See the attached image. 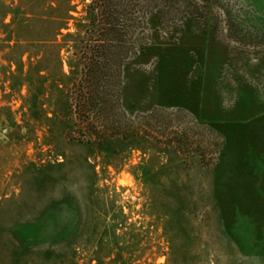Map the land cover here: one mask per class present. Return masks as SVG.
<instances>
[{
  "label": "rangeland",
  "instance_id": "obj_1",
  "mask_svg": "<svg viewBox=\"0 0 264 264\" xmlns=\"http://www.w3.org/2000/svg\"><path fill=\"white\" fill-rule=\"evenodd\" d=\"M94 1L0 0V261L264 264V0H111L103 37ZM78 35L111 80L69 76Z\"/></svg>",
  "mask_w": 264,
  "mask_h": 264
},
{
  "label": "trees",
  "instance_id": "obj_2",
  "mask_svg": "<svg viewBox=\"0 0 264 264\" xmlns=\"http://www.w3.org/2000/svg\"><path fill=\"white\" fill-rule=\"evenodd\" d=\"M111 3H112L111 0H95L93 2V5L91 6V10H90L91 12L89 13V16H88L90 23L88 26H86V29H85L86 32H88L90 34L95 33V35H96L95 37H103L107 34L106 32L114 31L117 34H121L123 32L122 23H120L123 21V20H120L121 15H119V13L118 14L112 13V10L109 8V5ZM14 12H15V14H14L13 18L15 19L16 15H17L16 14V7L13 8V3L6 4L5 10L2 13V19L5 21L6 17L9 14L14 13ZM114 15H116L115 18H114ZM110 18H112L113 20L119 21V23H111V22L107 21ZM6 26H7V24H6ZM109 34H111V33H109ZM82 40H83L82 36L78 35L74 41L76 44V47L77 46L79 47L78 51L81 54L78 53L80 55V59H76L73 62L72 61L69 62L70 68H71L69 76L74 77L75 75L78 76L79 74H82V76L80 77L81 78V80H80L81 84L80 85L83 88L85 87V85L89 86L90 83L92 85H94V83L97 84V81L101 78L106 79L107 81L111 80L112 77L109 74V71H110V67H111L112 63H111L110 59L107 57L106 48L108 47V45H106V44H109V43L111 44L113 42L115 44H117V43L120 44V42L118 40H115V39L113 40V39L98 38L96 40V42L86 43V45L83 46V45H80V44L84 43V41H82ZM52 44H55V41H53ZM27 47H30V46H24V45L19 44L17 46V51H14V49H13L9 53V55H10L9 60L12 62L13 59H15L17 66H18V72L19 73H23V70H24L23 56L26 52L29 51V50H27ZM88 49H90V50H88ZM85 52L90 53L91 55H85L83 57ZM100 53H104V55L102 54L100 56ZM38 62H40V61H38ZM117 66L120 67L119 65H117V63H113L112 68L117 67ZM38 71L41 73L43 71V69H39ZM13 75H14V72H13ZM89 89H90V87H88V90ZM88 94L91 95L89 92H88ZM76 98L77 99L80 98L79 93H78V95H76ZM92 98L93 97H91V99ZM94 136H96L97 138L102 137L100 135H97L96 133L94 134ZM16 229L24 231L25 227L19 225V226H17ZM35 239H36V237H35V235H33V236L24 237V241H22L21 244L17 243V241L14 242L17 244V246L14 250V254L11 257V260L8 263H4V262L0 261L1 262L0 264H23L22 261L24 260V256L26 255V253L30 252L31 250L34 253L33 250H35V249H34L33 245L36 244ZM71 240H72V236L69 234V235H65L63 240L59 243L67 244ZM54 248H56V246L51 247L47 251V253L48 254L54 253L53 252ZM60 264H63V263H60Z\"/></svg>",
  "mask_w": 264,
  "mask_h": 264
}]
</instances>
